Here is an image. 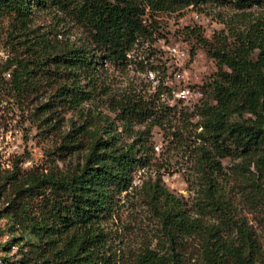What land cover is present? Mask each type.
<instances>
[{
    "label": "trees",
    "instance_id": "1",
    "mask_svg": "<svg viewBox=\"0 0 264 264\" xmlns=\"http://www.w3.org/2000/svg\"><path fill=\"white\" fill-rule=\"evenodd\" d=\"M207 5L247 10L264 7V0H0V19H12L32 57L16 64L10 73L11 88L21 95L46 87L41 92L48 95L47 100L38 108L50 114L47 120L56 119L52 127L62 121V109L81 111L82 121L72 120L52 153L58 157L56 169L31 174L26 190L39 203L40 219L36 216L23 225L21 239L13 234L0 243L9 251L18 246V258L10 264H110L104 224L115 211L119 196L133 188L135 174L149 162L148 130L141 127L148 122H173L177 115L187 114L166 104L160 90L148 96L112 94L104 84L106 66L127 68L135 45L153 37L157 28L148 23L147 16ZM48 11L59 12L76 24L86 40L57 44L33 29L36 12ZM232 36V40L224 36L215 44L206 43L218 71L206 85L214 103L204 102L203 119L197 126L203 128L197 136L204 142L198 161L204 168L198 212L222 204L213 191L216 176L226 174L218 157H242L248 164L238 166L246 168L259 154L264 166V15ZM255 51L258 55L253 60ZM96 96L115 117L102 111L92 114V119L82 114L83 104ZM95 124L101 132L100 128L97 133L89 129ZM58 161L63 162L62 168ZM258 168L264 178V171ZM148 184L169 246L164 251L146 249L138 264H187L178 244L184 236L203 232L202 219L159 181ZM144 185L147 187V182ZM254 186L264 204V181ZM239 231L244 242L239 252L245 249L246 255L235 254V261L255 264L252 252L256 243L240 225ZM25 234H30L32 241H25ZM221 257L207 244L206 264H218Z\"/></svg>",
    "mask_w": 264,
    "mask_h": 264
},
{
    "label": "rangeland",
    "instance_id": "2",
    "mask_svg": "<svg viewBox=\"0 0 264 264\" xmlns=\"http://www.w3.org/2000/svg\"><path fill=\"white\" fill-rule=\"evenodd\" d=\"M263 15L264 7L237 10L215 5L156 13L147 18L157 31L152 38H143L135 45L129 54V66H106L104 84L112 94L136 92L148 96L160 90L166 104L187 114L177 115L173 122H148L141 127L148 130L149 162L135 174L133 188L119 196L115 211L104 224L105 254L110 264H138L146 249L164 251L169 246L149 193L148 182L156 181L184 200L189 211L201 217L205 226L196 236L180 238L178 252L187 264H206L207 244L221 254L218 264H237L234 255H246L245 249L239 252L244 244L239 225L250 232L256 243L252 252L255 264H264V204L254 186L264 181L258 168L264 171L261 156L255 155L246 168L238 166L247 163L242 157H218L226 174L216 176L213 191L222 204L217 208L206 206L205 211L198 212L199 190L204 186V168L198 161L204 142L197 136L203 129L197 127L203 119L202 106L207 99L211 100L206 85L218 71L217 61L208 54L206 43L215 44L224 36L232 40L233 33ZM31 26L57 44L66 41L81 44L86 40L82 29L56 11L36 12ZM29 54L25 37L18 34L12 19L1 18L0 243L13 234L21 239L23 225L36 216L40 219L39 203L26 190L31 185V174L56 169L54 161L58 157L52 153L60 145L64 131L71 128L72 120L82 122L81 111L62 109V121L52 127L56 119L47 120L50 114H43L38 108L47 100L48 95L41 92L46 87L21 95L11 88L10 73L19 61L32 60ZM257 55L255 51L252 59L256 60ZM177 73L183 77L177 78ZM181 89L201 95L180 98L177 92ZM82 108L88 119L99 111L115 117L97 96ZM99 128L97 124L89 127L96 133ZM58 166L62 168L63 162L58 161ZM24 239L32 241L30 234H25ZM16 258L18 246L10 251L0 247V264H10Z\"/></svg>",
    "mask_w": 264,
    "mask_h": 264
},
{
    "label": "built area",
    "instance_id": "3",
    "mask_svg": "<svg viewBox=\"0 0 264 264\" xmlns=\"http://www.w3.org/2000/svg\"><path fill=\"white\" fill-rule=\"evenodd\" d=\"M176 77L181 78V77H183V75L181 73H177ZM173 92H175V91H173ZM199 95H201V94L200 93H191V91L189 89H181L177 92L178 97L185 98V99H189L192 96H199Z\"/></svg>",
    "mask_w": 264,
    "mask_h": 264
}]
</instances>
